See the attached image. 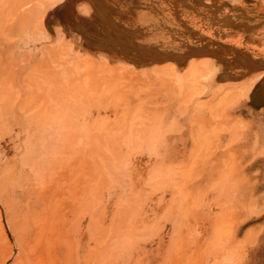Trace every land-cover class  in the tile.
<instances>
[{
	"label": "rangeland",
	"instance_id": "rangeland-1",
	"mask_svg": "<svg viewBox=\"0 0 264 264\" xmlns=\"http://www.w3.org/2000/svg\"><path fill=\"white\" fill-rule=\"evenodd\" d=\"M13 263L264 264V0H0Z\"/></svg>",
	"mask_w": 264,
	"mask_h": 264
},
{
	"label": "bare ground",
	"instance_id": "bare-ground-1",
	"mask_svg": "<svg viewBox=\"0 0 264 264\" xmlns=\"http://www.w3.org/2000/svg\"><path fill=\"white\" fill-rule=\"evenodd\" d=\"M51 124H55L54 122H51ZM57 124V123H56ZM60 126V125H59ZM55 127H53V126H51L50 125V123L49 124H47L45 127H43V128H41V133L40 134H37V137H36V145H35V147H34V151H35V149H36V147H38L37 149H38V153H39V155H38V157H40V159H41V166H43V165H45L49 160H50V158L53 160V162H56L57 160L56 159H58L57 157H56V154H57V150H58V148L56 147V143H55V133H54V129ZM60 128L62 129V131H63V133L64 134H62V141H61V144L62 143H64L65 141H66V137H67V134H65V131H64V129H63V127L62 126H60ZM35 141V140H34ZM34 151H33V154H34ZM69 151V150H68ZM67 151V152H68ZM69 153V152H68ZM32 154V155H33ZM55 155V156H54ZM56 157V158H55ZM66 157H68V154L66 155L65 154V158ZM60 158V157H59ZM63 157L61 158V159H58V160H61V161H63ZM63 163V162H62ZM33 166H31V167H29L28 169H29V171H30V174H32V170L34 169L33 167H35L36 166V164L34 163V164H32ZM41 169L42 168H40V170H39V172H41ZM43 170V169H42ZM28 171V170H27ZM36 172V171H35ZM34 172V173H35ZM34 173H33V175H34ZM38 173V172H37ZM36 175V174H35ZM34 177V176H33ZM41 178H42V176H41V174H37L36 175V178H35V183L33 182V181H31V182H33L34 184H37V185H39V184H41ZM32 179V178H31ZM49 183V182H48ZM85 186V185H84ZM86 189V188H85ZM33 195V194H32ZM9 198V197H8ZM30 198V197H29ZM4 199V198H3ZM57 200V199H56ZM72 200V199H71ZM14 201V200H13ZM46 201V200H45ZM9 202H10V199H9ZM28 202V201H27ZM26 202V203H27ZM70 202V201H69ZM83 202V201H82ZM32 203V202H31ZM73 203V202H72ZM43 204V203H42ZM5 205H6V203H5ZM71 205V204H70ZM4 206V205H3ZM62 207H63V205H62ZM12 208V207H11ZM10 208V209H11ZM42 209V208H41ZM40 209V210H41ZM9 209H7V211H8ZM18 211V210H17ZM9 212V211H8ZM51 212V211H50ZM6 213V212H5ZM41 213V212H40ZM90 213V212H89ZM121 215V214H120ZM11 216V215H10ZM43 217H44V214H43ZM32 218V217H31ZM10 219V218H9ZM14 219V218H13ZM109 219H111V218H109ZM34 220V219H33ZM44 221V220H43ZM54 221V220H53ZM73 221V220H72ZM88 221V220H87ZM19 223V222H18ZM21 223V222H20ZM36 224V223H35ZM63 224H65V223H63ZM18 225V224H17ZM21 225V224H20ZM55 225V224H54ZM69 225V224H68ZM90 225H91V223H90ZM11 226V225H10ZM49 226V225H48ZM59 226V225H58ZM20 227V226H19ZM82 227V226H81ZM24 228V227H23ZM81 229V228H80ZM87 229V228H86ZM36 230H38V229H36ZM49 231H50V229H49ZM99 231V230H98ZM108 231V230H107ZM39 234H40V232H39ZM88 234H91L90 232L88 233ZM58 235H60V234H58ZM19 236V235H18ZM49 236V235H48ZM46 237V236H45ZM44 237V238H45ZM46 239V238H45ZM56 239V238H55ZM87 239H89V238H87ZM79 240V239H78ZM90 240H91V238H90ZM104 240V239H103ZM21 241V240H20ZM74 241V240H73ZM93 241V240H92ZM37 242V241H36ZM100 242H101V240H100ZM20 243V242H19ZM53 243V242H52ZM39 244V243H38ZM77 245H78V243H77ZM22 246V245H21ZM37 246V245H36ZM33 247V246H32ZM78 247V246H77ZM23 248V247H22ZM21 248V249H22ZM33 248H36V247H33ZM89 248V247H88ZM25 250V249H24ZM23 250V251H24ZM49 250V249H48ZM75 250V249H74ZM84 250V249H83ZM20 251V250H19ZM44 251V250H43ZM80 251H81V249H80ZM84 251H86V250H84ZM21 252H22V250H21ZM87 252V251H86ZM52 253V252H51ZM83 254V253H82ZM18 255V254H17ZM21 255V254H20ZM26 254H24V256H25ZM30 255V254H29ZM77 255V254H76ZM75 255V256H76ZM22 256V255H21ZM20 256V257H21ZM23 256V257H24ZM27 256V255H26ZM19 257V256H18ZM19 257V258H20ZM72 257V256H71ZM16 260V259H15ZM17 261V260H16ZM52 261V260H51ZM13 262H15V261H13ZM18 262V261H17ZM47 262V261H46ZM27 263H28V261H27ZM14 264V263H13ZM17 264V263H16ZM20 264V263H19Z\"/></svg>",
	"mask_w": 264,
	"mask_h": 264
}]
</instances>
